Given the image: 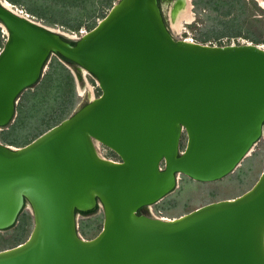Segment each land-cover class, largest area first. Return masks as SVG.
Instances as JSON below:
<instances>
[{
	"label": "water",
	"instance_id": "95a60500",
	"mask_svg": "<svg viewBox=\"0 0 264 264\" xmlns=\"http://www.w3.org/2000/svg\"><path fill=\"white\" fill-rule=\"evenodd\" d=\"M0 25V128L52 52L99 87L30 140L0 139V229L25 203L32 212L0 264H264V165L235 195L170 217L137 211L180 174L214 179L249 153L264 127L263 42L175 36L158 0H114L77 37L0 0ZM95 205L101 226L85 237L76 215Z\"/></svg>",
	"mask_w": 264,
	"mask_h": 264
},
{
	"label": "rangeland",
	"instance_id": "374dc122",
	"mask_svg": "<svg viewBox=\"0 0 264 264\" xmlns=\"http://www.w3.org/2000/svg\"><path fill=\"white\" fill-rule=\"evenodd\" d=\"M94 1H98V3L93 14H91L89 18H85L86 20L80 24V26H84L86 30L91 27H88L87 24L90 19L97 21V19L102 16L101 14L105 13L108 9L104 1ZM113 1L114 0H112V2ZM173 1L174 0H161L160 6L165 21L175 36H179L181 33V35H188L193 39L201 40L199 38L200 34L210 33L209 38L201 41L226 43L231 41V37H234L233 39L236 41V36L240 35L241 38H245L246 36H244L243 33H237L234 35L223 33L217 36L216 31L219 29L232 30L236 27H241L243 31H245L246 28H249L264 37V0H209L208 3H204V0H184V3L178 8L176 14L172 16L173 14H171L170 10L172 8ZM222 2L226 3V6L228 3H231L230 12L222 13L212 6ZM186 10L191 15L190 20L186 21L183 19L181 26L177 27L176 22L180 17V13ZM37 18L40 19V21L47 23L43 18ZM224 19H231L230 22H233L232 26H228L227 24L224 26ZM47 24L59 27L61 30L66 32L67 35L76 37L74 35V31L77 29H68L59 23ZM5 35V31L1 29L0 25V46L4 41ZM53 55L54 52H52L48 57L45 68L48 65L49 59ZM66 64L72 72L74 82L75 101L69 108L70 113L75 107L86 101L89 96L97 94L99 89L97 88L98 85H95V79L91 74L84 73L81 67L79 69L77 66L75 68L71 63ZM93 90L95 92L94 94ZM22 92L23 90L19 93L16 104L21 99ZM47 105L48 104L44 102L41 108L33 110L32 114L25 116L23 120H20V122L18 121L14 127H10L8 124L0 128V132L3 129V131L7 132L8 137H15V141L8 142L2 139L1 135L0 139L12 145L22 144L25 140L30 139L40 130L44 119L51 115L52 112L48 110ZM27 111H32L29 103L25 109V112ZM16 116L17 108L14 117L10 122H13ZM184 139L185 136L182 134V142H184ZM95 144L102 154L112 156L113 158L118 157L113 150H110L98 141H95ZM263 165L264 129L259 138L252 145L249 153L240 160L232 171L209 180L194 179L186 174H180L177 178V185L170 192L165 194L158 201L147 204L149 209L148 213L162 214L170 217L187 211L188 209L205 201L235 195L252 184ZM76 220L77 229L81 235L89 237L93 235L101 226V208L98 207L95 211L86 214L77 212ZM31 226V207L28 203H25L22 210L18 214L16 221L11 226L0 229V247L9 246L24 239L29 233Z\"/></svg>",
	"mask_w": 264,
	"mask_h": 264
},
{
	"label": "trees",
	"instance_id": "16d2710c",
	"mask_svg": "<svg viewBox=\"0 0 264 264\" xmlns=\"http://www.w3.org/2000/svg\"><path fill=\"white\" fill-rule=\"evenodd\" d=\"M8 1L23 6L26 11L34 14L37 17L43 18L47 23H59L68 29H78V27H80V24L83 23L87 18H89L91 14H93L98 3V1L95 2L94 0ZM102 1H104L107 7H109L112 3V0H99V2ZM159 1L160 0H158V2ZM208 1L209 0H204V3H208ZM230 4L231 3H228L226 6V3L222 2L220 4L212 6L222 13H228L231 10ZM103 14L104 13H102L101 15ZM224 21V26H226V24L228 26H232L233 24V22H230L231 19H224ZM95 22L96 21L94 19H90V21H88L87 23L88 27L92 26ZM223 33H226L228 35L243 33L244 36L251 39L252 41L264 42V37L260 36L258 32L252 31L249 28H246L245 31H243L241 27H236L232 30L219 29L216 31L217 36ZM209 34L210 33H202L199 35V38L201 40H206L207 38H209ZM66 63L73 64L75 68L77 66V64L73 60L65 57L58 52H55L54 55L51 56L48 61L47 67L45 68L39 79L32 85H29L28 87L23 89L22 97L16 104L17 116L13 122H9L7 123V125L9 124L10 127H14L18 121L20 122V120H23L25 116L32 114L33 110L41 108L44 102L48 104V110H50L52 113L49 117H46L44 119L43 125L35 135H37L53 123L59 121L62 117L66 116L69 113V108L74 104L75 96L73 75ZM97 88L99 89V87ZM28 103L31 107V112H25ZM0 135L2 139L8 142H13L16 140L15 137H8L7 132L3 131V129L0 132ZM30 139H27L24 142ZM96 206L97 205L93 206L92 208L79 211L86 213L91 211Z\"/></svg>",
	"mask_w": 264,
	"mask_h": 264
},
{
	"label": "built area",
	"instance_id": "2783aa9c",
	"mask_svg": "<svg viewBox=\"0 0 264 264\" xmlns=\"http://www.w3.org/2000/svg\"><path fill=\"white\" fill-rule=\"evenodd\" d=\"M11 2V1H10ZM12 4H13V6L16 8V9H18V10H20V11H24L25 13H29L28 11H26L25 10V8L23 7V6H21V5H19V4H16V3H13V2H11ZM29 14H31V13H29ZM86 29H85V27L84 26H80V27H78V29L76 30V31H74V35L77 37L79 34H81L83 31H85ZM5 33H6V31H5ZM179 36L180 37H184V38H187V39H193L191 36H188V35H181V33L179 34ZM5 37V36H4ZM241 36L240 35H238V36H236V41H234V37H231V41L230 42H240V41H251V39H247L246 37L244 38V37H242L241 39ZM209 42H211V41H209ZM82 71H84V73H88V74H91L93 77H94V79H95V85H97V78L90 72V71H88L87 69H85V68H82ZM95 92H94V90H93V94H94ZM99 142V141H98ZM99 143H101L102 145H104L105 147H107V148H109L107 145H105V144H103L102 142H99ZM97 147V146H96ZM110 149V148H109ZM97 150H98V148H97ZM98 152L101 154V155H103V156H106V157H110V158H113L112 156H109V155H105V154H102L99 150H98ZM156 215H159V216H161V217H165L166 215H162V214H156Z\"/></svg>",
	"mask_w": 264,
	"mask_h": 264
},
{
	"label": "flooded vegetation",
	"instance_id": "af4514ba",
	"mask_svg": "<svg viewBox=\"0 0 264 264\" xmlns=\"http://www.w3.org/2000/svg\"><path fill=\"white\" fill-rule=\"evenodd\" d=\"M161 1V0H160ZM159 1V3H160ZM184 3V0H174L173 1V4H172V8H171V14H173L172 16H174V14H176L177 10L179 7H181V5ZM161 4V3H160ZM77 67L80 69V66L77 65ZM264 125V124H263ZM264 128V127H263ZM111 150V149H110ZM118 158V157H117ZM96 208H98V206H96L95 208H93L91 211L89 212H86V213H90V212H93L96 210ZM138 212H145V213H148L149 212V209H148V206L147 205H143V206H140L138 209H137ZM80 212V211H79ZM83 213V212H81ZM86 213H83V214H86Z\"/></svg>",
	"mask_w": 264,
	"mask_h": 264
},
{
	"label": "bare ground",
	"instance_id": "6f19581e",
	"mask_svg": "<svg viewBox=\"0 0 264 264\" xmlns=\"http://www.w3.org/2000/svg\"><path fill=\"white\" fill-rule=\"evenodd\" d=\"M2 1V3L3 4H5L6 6H9V7H12V8H15L14 6H13V4L12 3H10L9 1H7V0H1ZM262 1V0H261ZM190 17H191V15H190V13L186 10V11H182L181 13H180V17H179V19L177 20V22H176V24H177V27H180L181 26V22H182V20L184 19V20H186V21H189L190 20ZM3 28V30L4 31H7L6 30V28L4 27V26H2ZM264 129V128H263Z\"/></svg>",
	"mask_w": 264,
	"mask_h": 264
}]
</instances>
